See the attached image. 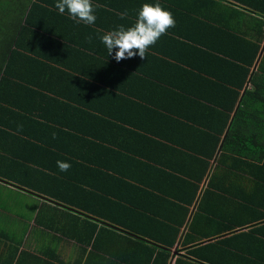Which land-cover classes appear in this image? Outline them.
Instances as JSON below:
<instances>
[{"label": "crops", "instance_id": "0c3cea01", "mask_svg": "<svg viewBox=\"0 0 264 264\" xmlns=\"http://www.w3.org/2000/svg\"><path fill=\"white\" fill-rule=\"evenodd\" d=\"M42 1L0 71V264H264V0ZM157 2L175 27L116 62Z\"/></svg>", "mask_w": 264, "mask_h": 264}, {"label": "clouds", "instance_id": "9594fccd", "mask_svg": "<svg viewBox=\"0 0 264 264\" xmlns=\"http://www.w3.org/2000/svg\"><path fill=\"white\" fill-rule=\"evenodd\" d=\"M99 7L98 4L93 5L92 0H57L55 3V8L59 13L67 12L70 20L76 24L85 25H92L96 22L94 13ZM126 16L127 10L119 14V19L123 20ZM175 23L171 12L166 11L159 2L144 3L138 9L135 22L131 26L119 25L116 29L100 36L99 39L107 49L108 55H112L118 63L137 56L144 60L148 49L166 34L169 28L175 27ZM17 130L21 131L22 126H18ZM52 136L55 139L56 134L53 133ZM56 164L61 172H66L71 167L69 163L59 160Z\"/></svg>", "mask_w": 264, "mask_h": 264}, {"label": "trees", "instance_id": "16d2710c", "mask_svg": "<svg viewBox=\"0 0 264 264\" xmlns=\"http://www.w3.org/2000/svg\"><path fill=\"white\" fill-rule=\"evenodd\" d=\"M31 5H33V0H0V71L5 63V60L9 58L11 53H13V55L18 53V51L15 50L18 48L17 40L21 37L18 33L23 28V23L24 27L29 26L30 13L27 11ZM50 6L52 9L53 7L55 8L54 3L50 4ZM129 17L130 19L134 18L131 14H129L128 18ZM251 47L253 50H250L253 53L250 60L241 59V65L245 68L246 72H248V69L252 67L254 59L259 56L260 52V47L258 45L255 47L251 45ZM246 50H249V48L247 47ZM236 63L238 64V62ZM257 70L264 73V56L259 61ZM262 93L263 92L256 91V96L253 95L252 98L263 99L264 94ZM250 96L251 94L247 97L250 98ZM167 258L168 255L165 253L162 255L157 254L156 258H152L149 264H162V262H166Z\"/></svg>", "mask_w": 264, "mask_h": 264}]
</instances>
